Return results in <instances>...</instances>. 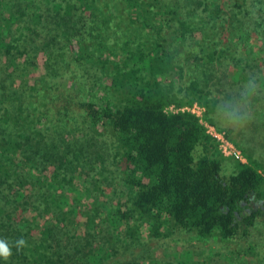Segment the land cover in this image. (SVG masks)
I'll use <instances>...</instances> for the list:
<instances>
[{
    "label": "trees",
    "instance_id": "16d2710c",
    "mask_svg": "<svg viewBox=\"0 0 264 264\" xmlns=\"http://www.w3.org/2000/svg\"><path fill=\"white\" fill-rule=\"evenodd\" d=\"M195 103L241 126L229 179L168 112ZM180 230L264 231V0H0V264H152L121 250Z\"/></svg>",
    "mask_w": 264,
    "mask_h": 264
},
{
    "label": "rangeland",
    "instance_id": "374dc122",
    "mask_svg": "<svg viewBox=\"0 0 264 264\" xmlns=\"http://www.w3.org/2000/svg\"><path fill=\"white\" fill-rule=\"evenodd\" d=\"M45 28V25L39 26V29ZM39 61L40 65L43 66L44 60L42 56ZM42 73L43 70H40L39 74ZM179 110H187L190 112L194 110L193 112L199 116L204 125L214 127L218 133H225V135L226 129H234L235 137L238 138L237 132L241 126L233 119L228 118L227 114L219 115L215 121V125H211L204 119L205 108L198 103L180 109L171 106L168 112H177ZM228 141L232 143L229 139ZM233 145L236 147L235 144ZM218 147L223 153V148L221 149L220 144ZM225 157L229 160L224 162L222 176L225 179H229L235 171V159L231 156ZM144 239L140 244L131 246L132 251L125 252L121 250L123 254L120 255L121 260H130L134 257L138 261L142 258V261L145 260L146 262L152 260V264H160L168 261L174 262V260L179 261L181 264H208V258L213 259L216 255H221L223 258L221 264H264L263 230H254L253 234H249L248 236L241 234L234 241H225L218 233H215L211 238L203 239L197 235L196 231L185 230H180L168 238H151L145 236ZM246 249L252 250L251 253L245 254L244 258L239 257L241 255L240 252ZM112 263L113 260L107 264ZM210 264L215 263L211 261Z\"/></svg>",
    "mask_w": 264,
    "mask_h": 264
},
{
    "label": "built area",
    "instance_id": "2783aa9c",
    "mask_svg": "<svg viewBox=\"0 0 264 264\" xmlns=\"http://www.w3.org/2000/svg\"><path fill=\"white\" fill-rule=\"evenodd\" d=\"M193 111H191V113ZM193 114L195 113L193 112ZM196 116L199 117L198 115ZM205 127L207 128L208 133L216 140L218 145L220 144L221 149L223 148V153L225 156H231L236 160H239L241 162H246V159L242 155V152L228 141L225 133H218L214 127H211L209 125H205Z\"/></svg>",
    "mask_w": 264,
    "mask_h": 264
},
{
    "label": "clouds",
    "instance_id": "9594fccd",
    "mask_svg": "<svg viewBox=\"0 0 264 264\" xmlns=\"http://www.w3.org/2000/svg\"><path fill=\"white\" fill-rule=\"evenodd\" d=\"M236 119H243V118L236 117ZM24 246H26V241L23 238H20L15 241V247L17 248V250L21 249ZM11 255H12V250L8 241L4 239H0V259L8 260Z\"/></svg>",
    "mask_w": 264,
    "mask_h": 264
}]
</instances>
